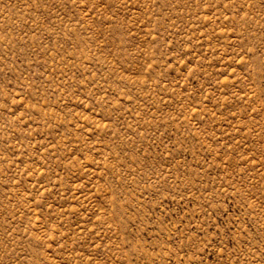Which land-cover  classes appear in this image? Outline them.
I'll return each instance as SVG.
<instances>
[{"label":"rangeland","instance_id":"374dc122","mask_svg":"<svg viewBox=\"0 0 264 264\" xmlns=\"http://www.w3.org/2000/svg\"><path fill=\"white\" fill-rule=\"evenodd\" d=\"M0 264H264V0H0Z\"/></svg>","mask_w":264,"mask_h":264}]
</instances>
